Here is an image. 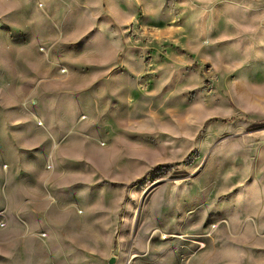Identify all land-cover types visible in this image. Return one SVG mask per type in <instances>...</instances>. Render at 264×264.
Instances as JSON below:
<instances>
[{"label":"rangeland","instance_id":"rangeland-1","mask_svg":"<svg viewBox=\"0 0 264 264\" xmlns=\"http://www.w3.org/2000/svg\"><path fill=\"white\" fill-rule=\"evenodd\" d=\"M263 58L264 0H0V234L28 183L20 115L40 145L68 131L99 146L79 195L108 201L81 203L94 250L79 264H264ZM44 150L30 183L59 193L76 170ZM102 211L119 212L115 239Z\"/></svg>","mask_w":264,"mask_h":264},{"label":"crops","instance_id":"crops-1","mask_svg":"<svg viewBox=\"0 0 264 264\" xmlns=\"http://www.w3.org/2000/svg\"><path fill=\"white\" fill-rule=\"evenodd\" d=\"M261 66L264 68V58ZM15 75L19 80L28 82L34 77V74L18 69ZM33 119L15 115V172H22L15 174V183L20 177L24 181L23 176L28 183L19 185L22 189L15 194V227L8 232H1L0 251L9 246L15 249V264H58V261L60 264H79V260L85 258V250H94L90 245L84 247L85 238L80 233L84 224L90 226L89 216L86 219L80 216L83 214L81 203L86 201L90 204L88 209L92 210V203H99V199L108 201L98 195H89L86 199L82 194L79 195V192H83L84 182L82 173L77 169L83 171L87 163H92L87 155L99 150V146L83 138L80 141L68 131L60 134L43 133L48 139L47 144L35 143L32 140L36 137L26 129L30 124L34 125ZM44 147L46 154H55L51 158L54 168L60 167L62 162L70 170L71 167L76 170L75 174H70L72 179L68 182L69 186H62L59 193L35 189L30 183L32 155L37 148ZM52 186L47 187L48 192L56 189V186ZM100 218H103V223L96 224L97 229L101 230V234L106 233L115 239L119 232V212L102 211ZM103 243L106 242L100 246H106Z\"/></svg>","mask_w":264,"mask_h":264},{"label":"water","instance_id":"water-1","mask_svg":"<svg viewBox=\"0 0 264 264\" xmlns=\"http://www.w3.org/2000/svg\"><path fill=\"white\" fill-rule=\"evenodd\" d=\"M114 261H115V258H114V257L111 258V260H110V264H113Z\"/></svg>","mask_w":264,"mask_h":264},{"label":"built area","instance_id":"built-area-1","mask_svg":"<svg viewBox=\"0 0 264 264\" xmlns=\"http://www.w3.org/2000/svg\"><path fill=\"white\" fill-rule=\"evenodd\" d=\"M63 71H65V70H63Z\"/></svg>","mask_w":264,"mask_h":264},{"label":"bare ground","instance_id":"bare-ground-1","mask_svg":"<svg viewBox=\"0 0 264 264\" xmlns=\"http://www.w3.org/2000/svg\"><path fill=\"white\" fill-rule=\"evenodd\" d=\"M239 47V46H238Z\"/></svg>","mask_w":264,"mask_h":264}]
</instances>
